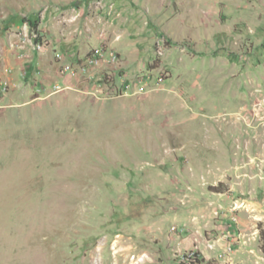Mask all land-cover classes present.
<instances>
[{
    "label": "rangeland",
    "instance_id": "374dc122",
    "mask_svg": "<svg viewBox=\"0 0 264 264\" xmlns=\"http://www.w3.org/2000/svg\"><path fill=\"white\" fill-rule=\"evenodd\" d=\"M4 81L0 264H264V0H0Z\"/></svg>",
    "mask_w": 264,
    "mask_h": 264
},
{
    "label": "built area",
    "instance_id": "2783aa9c",
    "mask_svg": "<svg viewBox=\"0 0 264 264\" xmlns=\"http://www.w3.org/2000/svg\"><path fill=\"white\" fill-rule=\"evenodd\" d=\"M48 42L41 38L36 32L31 28L30 23L25 22L22 29L16 36L15 42L11 43V46L16 51H27L31 50L36 53H42L47 48ZM117 63V54L113 51H104L98 50L93 55L90 56V59L84 61L81 66H72L64 65L61 70V77L74 76L77 73V69L83 74H88L92 69L103 67L106 63ZM28 69L26 68V74H20V77L25 79L28 76ZM140 82V81H139ZM8 82L4 81L1 83L0 92H7L9 89ZM43 88V87H41ZM129 88V86H128ZM62 91V87L59 84H56L54 90H51V94L58 93ZM39 94V89H38ZM238 207V205H237ZM238 220L234 217V223H237ZM226 234L224 238V245L222 247V256L209 257L202 250L199 249L197 245L193 246L191 249L186 250L179 256V264H184L186 260L202 261V264L205 262H214V264H233L232 256L235 251V246L241 240L235 237V231L230 228L226 229ZM220 240H213L212 243H209L210 248H216L220 243Z\"/></svg>",
    "mask_w": 264,
    "mask_h": 264
},
{
    "label": "trees",
    "instance_id": "16d2710c",
    "mask_svg": "<svg viewBox=\"0 0 264 264\" xmlns=\"http://www.w3.org/2000/svg\"><path fill=\"white\" fill-rule=\"evenodd\" d=\"M25 22H26L25 20L24 21L22 20L20 23L24 24ZM27 22L30 23L33 27H37L38 26V22L33 20V19H29ZM261 239L263 241L262 251H263V254H264V231L261 232Z\"/></svg>",
    "mask_w": 264,
    "mask_h": 264
},
{
    "label": "bare ground",
    "instance_id": "6f19581e",
    "mask_svg": "<svg viewBox=\"0 0 264 264\" xmlns=\"http://www.w3.org/2000/svg\"><path fill=\"white\" fill-rule=\"evenodd\" d=\"M184 264H202V261L186 260Z\"/></svg>",
    "mask_w": 264,
    "mask_h": 264
},
{
    "label": "crops",
    "instance_id": "0c3cea01",
    "mask_svg": "<svg viewBox=\"0 0 264 264\" xmlns=\"http://www.w3.org/2000/svg\"><path fill=\"white\" fill-rule=\"evenodd\" d=\"M236 228H237L238 230H240V229H239V227H236ZM242 241H243V240H242ZM241 243L243 244V243H244V241H243V242H241ZM241 243H239V244L237 243V244H236V246H235V251H234V254H236V253H237V251H238V250H237V248H238V246H239ZM234 254H233V255H234ZM232 260H234V257H232Z\"/></svg>",
    "mask_w": 264,
    "mask_h": 264
}]
</instances>
